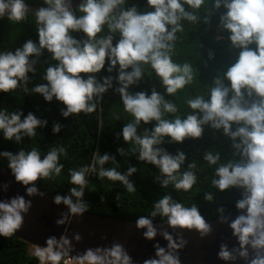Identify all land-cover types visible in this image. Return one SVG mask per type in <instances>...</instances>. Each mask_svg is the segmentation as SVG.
Here are the masks:
<instances>
[{"label":"clouds","instance_id":"obj_1","mask_svg":"<svg viewBox=\"0 0 264 264\" xmlns=\"http://www.w3.org/2000/svg\"><path fill=\"white\" fill-rule=\"evenodd\" d=\"M39 5L32 10L26 0H0V20L19 23L31 14L37 35L35 42L28 39L21 47L0 52V93L19 89L25 95L41 96L46 103L55 100L63 105L60 115L67 119L94 113L98 107L103 112L104 95L115 83L123 112L131 117L117 136L128 148H117V154L135 156L153 166L158 170L155 182L177 193L191 192L198 182V165L193 160L185 167V152L172 154L162 146L199 140L206 126L221 133L230 142L226 160H221L219 151L208 150L203 161L209 168L215 166L211 187L220 193L236 189L239 198L235 216L223 206L217 208V223L227 225L235 240L232 247L221 243L217 258L225 264H264V0H145L142 7L129 0H80L76 6L73 0H43ZM214 16L218 17L217 31L227 34L229 50L235 54L233 62L201 93L183 97L188 111L181 115L175 98L199 73L187 60L174 61L180 40L177 34H184L185 22L210 25ZM74 33L83 34V38ZM45 52L44 82L29 89L30 77L37 74ZM208 58L213 59V53L209 52ZM102 70L108 75L98 78ZM114 70L115 77L111 75ZM153 74L163 93L154 86L150 94L131 91ZM114 118L119 120L120 115L114 114ZM47 123L32 112L24 115L22 110L0 109V133L17 145L35 137L37 129ZM61 129L62 125L54 123L52 133ZM62 155H67L62 145L43 156L37 147L0 152L14 181L25 189L23 195L0 199V237H11L23 227L32 208L30 198L45 196L38 181L60 176ZM109 163L115 166L105 167ZM119 168L115 156L99 151L91 164L70 168L72 187L66 195L52 197L55 205L67 210L60 213L56 225L70 224L88 212L84 196L90 175L119 182L128 193L136 192L130 177L138 169L129 166L121 172ZM8 188V184L0 185V191ZM204 199L212 202L213 193H206ZM157 217L166 228L156 226ZM135 229L143 230V240L156 241L152 244L154 255L143 264H181L179 253L188 244L183 233L194 231L203 240L213 232L196 203L186 205L170 193L135 220ZM81 239L79 233L70 239L65 231L59 238L47 237L43 247L35 245L33 254L40 264H134L118 240L71 255L73 241Z\"/></svg>","mask_w":264,"mask_h":264},{"label":"trees","instance_id":"obj_2","mask_svg":"<svg viewBox=\"0 0 264 264\" xmlns=\"http://www.w3.org/2000/svg\"><path fill=\"white\" fill-rule=\"evenodd\" d=\"M43 0H26L30 5L42 4ZM143 6L145 0H129ZM218 17L214 16L210 25L198 24L189 25L185 22L184 34H177L180 40L176 46V55L173 57L175 62L183 63L185 60L192 63L198 70L196 81L188 86L184 91L178 93L175 103L181 109V115L188 109L184 105V96H195L201 93L206 85H210L212 78L223 71L233 62L234 53L229 50L227 34L217 31L216 25ZM207 29V30H206ZM76 38H83V34L74 33ZM223 36V39L217 37ZM32 39L37 40L34 17L30 14L24 21L16 23L7 19L0 20V52L11 51L21 47L23 43ZM115 43V41H114ZM209 52L213 53L214 58L209 59ZM48 54L41 57V63L37 65V74L31 76L28 87L43 83L41 75L47 65L43 64ZM107 68V62L105 69ZM108 75L102 70L97 74L98 78ZM115 77V70L111 74ZM117 85L114 83L113 89H110L103 98L101 107L91 114H74L64 119L60 112L63 105L55 100L46 103L39 95H25L19 89L9 93H0V109L7 108L9 111L22 110L24 115L29 112L34 113L38 118L47 120V126L43 129H37V135L32 138H25L22 144L17 145L14 142L6 141L0 133V152L10 151L16 153L20 148L25 151L37 147L41 155L47 153L50 148L64 146L67 149V155L61 156L60 162L64 164V169L60 176L54 180L38 181L41 191L49 196L56 194L66 195L72 185L69 183L68 170L70 168H79L91 164L96 151L102 155L108 153L115 156L120 164L118 169L121 172L127 170V167L133 166L138 171L130 177V180L136 187V192L128 193L119 182L98 179L95 175L88 177L89 184L85 189L84 199L89 204L87 213L117 217L122 219L136 220L139 216L147 215L151 210V205L164 194H171L174 199H178L186 205L196 203L201 214L208 221L217 219V208L223 206L231 214L235 210V201L239 198V192L236 189H230L224 193L218 192L211 187V180L215 166L209 168L203 161L205 151H219L221 160L225 161L230 152V142L221 133H213L207 126L199 140L186 139L183 144H165L168 152L175 154L177 150L185 152L187 156L186 164L195 160L197 162L198 182L191 192H175L171 188L162 189L155 182V176L158 170L151 165H146L137 160L135 156L121 157L117 154V148H128L122 138L117 139L121 132L123 124L130 121L131 117L123 112L122 104L118 94L114 92ZM156 87L158 92L163 93L159 81L154 77H145L144 82L131 89L132 92L147 91L150 94L151 87ZM173 99L172 97H167ZM114 114H119L120 119L114 118ZM54 123L62 125L61 132L52 133ZM151 127V125L147 126ZM142 130V129H141ZM109 163L105 167H114ZM0 167L9 172L7 160L0 157ZM10 173V172H9ZM212 192L214 200L205 201L204 195ZM159 221V217L156 218ZM30 245L26 242L11 237H0V264H37V257L29 252Z\"/></svg>","mask_w":264,"mask_h":264},{"label":"water","instance_id":"obj_3","mask_svg":"<svg viewBox=\"0 0 264 264\" xmlns=\"http://www.w3.org/2000/svg\"><path fill=\"white\" fill-rule=\"evenodd\" d=\"M80 0H73L74 6ZM40 5H30L32 10ZM8 184L7 192L0 191V199H7L14 195H23L25 189L14 181L9 172L0 167V185ZM27 198V197H26ZM32 208L24 218L23 227L13 237L18 238L30 246H45V240L49 236H59L67 231L69 238L75 233L82 237L79 243L73 241V252L71 255L82 253L86 248L109 245L113 240H118L125 245L132 256L134 264H143V260L154 255L152 244L156 241H145L142 239V231L135 229V220L117 217L100 216L85 213L80 218H73L70 224L57 226L55 221L59 219L60 213L67 211L63 205H55L52 196L45 194L43 197H31ZM237 212L232 213L235 216ZM213 232L210 236L201 240L194 231L183 233V238L188 241L187 246L179 253L181 264H225L217 258L219 245L227 242L229 247L235 245L231 237V231L227 225H220L216 220L209 221ZM157 227H164L159 221L155 222ZM171 231L170 229H167ZM161 245H165L160 237L156 238ZM237 264H243L237 261Z\"/></svg>","mask_w":264,"mask_h":264},{"label":"built area","instance_id":"obj_4","mask_svg":"<svg viewBox=\"0 0 264 264\" xmlns=\"http://www.w3.org/2000/svg\"><path fill=\"white\" fill-rule=\"evenodd\" d=\"M34 251H35V247L34 246H30V248H29V252H30V254L32 255V256H35L33 253H34ZM36 257V256H35ZM38 259V258H37ZM37 264H40V262H39V259H38V261H37Z\"/></svg>","mask_w":264,"mask_h":264}]
</instances>
